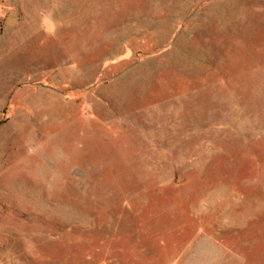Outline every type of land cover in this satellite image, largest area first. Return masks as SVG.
<instances>
[{"label":"rangeland","instance_id":"rangeland-1","mask_svg":"<svg viewBox=\"0 0 264 264\" xmlns=\"http://www.w3.org/2000/svg\"><path fill=\"white\" fill-rule=\"evenodd\" d=\"M0 264H264V0H0Z\"/></svg>","mask_w":264,"mask_h":264}]
</instances>
